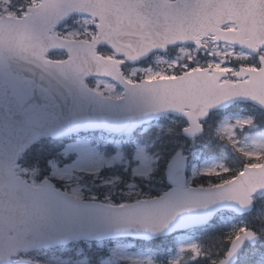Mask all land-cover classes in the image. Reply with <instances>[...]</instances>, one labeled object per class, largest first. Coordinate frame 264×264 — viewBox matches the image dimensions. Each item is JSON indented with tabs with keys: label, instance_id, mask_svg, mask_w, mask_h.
<instances>
[{
	"label": "water",
	"instance_id": "obj_1",
	"mask_svg": "<svg viewBox=\"0 0 264 264\" xmlns=\"http://www.w3.org/2000/svg\"><path fill=\"white\" fill-rule=\"evenodd\" d=\"M29 12L22 20H0V264H10L19 251L75 239L148 240L204 226L222 209L239 215L252 210V196L264 192V164L246 167L224 186L188 190L187 161L178 152L167 168V180L175 186L168 195L172 200L154 212L146 206L156 202L111 208L73 200L49 183L34 189L16 177L14 165L19 153L42 136L103 128L126 135L170 112L190 121L186 136H197L198 121L210 111L238 100L264 109V67L249 82L238 84L222 85L219 77L195 72L129 85L116 64L95 54L97 44H106L136 63L168 46L195 42L200 33L257 51L264 46V0H42ZM71 14L99 19L97 43H68L50 36ZM228 23L238 30L219 29ZM56 49H66L70 59L62 64L46 61L44 55ZM92 76L114 79L126 89V97H99L85 86V78ZM256 240L251 232L240 236L219 264H234L245 242Z\"/></svg>",
	"mask_w": 264,
	"mask_h": 264
},
{
	"label": "rangeland",
	"instance_id": "obj_2",
	"mask_svg": "<svg viewBox=\"0 0 264 264\" xmlns=\"http://www.w3.org/2000/svg\"><path fill=\"white\" fill-rule=\"evenodd\" d=\"M14 3L15 0H0V16L5 14L20 17L26 12L24 8L16 9ZM37 3L34 1L32 5ZM91 27L92 22L89 19L74 18L69 24L63 25L57 33L66 39L90 40L96 36V31ZM206 45L209 49L202 54L189 48H179L167 56H154L146 65L128 67L126 76L131 81L168 77L190 68V62L196 67L215 68H221L225 63L226 69L233 72L241 63L248 60L245 53L230 46L212 43ZM91 83L103 95L113 98L122 96V91L110 81L93 80ZM253 121L254 118L246 114H222L215 128L209 127L206 139L210 140L213 136L221 135L236 150L243 152L248 159L252 160L253 164H260V160L264 158V134L254 130ZM177 126L176 121L167 118L141 130V133L151 130V135L158 136L163 133L172 137L176 135ZM178 143L185 148L193 162L192 178L205 174H217L224 169L223 154L208 159L198 154L195 149L203 142L178 141ZM63 153V162H52L48 165L49 169L45 171L48 175L44 176L63 183L77 198L102 197L101 201L108 197L122 198L136 194L137 190L132 184L133 177L148 179L155 170L157 162V155L150 152L146 141L144 143L136 139L124 141L103 134L75 138L66 143ZM107 169L114 172H106ZM104 171L105 174H102ZM40 175L41 172L34 168L23 171V176L34 185H37ZM86 177L89 178L86 179ZM180 239V247L166 264H189V261H183V259L187 257L188 260H192L198 254V246L194 241L186 237ZM27 259L39 264H164L156 262L144 253L136 252L131 243L125 242L94 247L91 244L71 245L52 249L45 255L35 254Z\"/></svg>",
	"mask_w": 264,
	"mask_h": 264
},
{
	"label": "trees",
	"instance_id": "obj_3",
	"mask_svg": "<svg viewBox=\"0 0 264 264\" xmlns=\"http://www.w3.org/2000/svg\"><path fill=\"white\" fill-rule=\"evenodd\" d=\"M263 125V126H262ZM260 126L264 128V117H260ZM49 143V141L46 143ZM159 144V148L162 149L161 143ZM219 146H223L221 143H216L214 145H210L209 148L205 150V153L211 155L212 153L217 152V148ZM37 147L32 148L29 155L34 153ZM47 148V147H46ZM51 148V147H48ZM165 152L170 148V143H165L164 147ZM228 149V148H227ZM230 150V149H228ZM55 143L52 142V152H55ZM171 151V150H170ZM167 152V155L169 152ZM38 159V158H37ZM245 159L237 154L236 152H230V158L227 160L228 171L222 173L218 177L209 178V184L221 183L224 181L231 180L241 169V167L245 164ZM162 177L164 173V166L161 167ZM207 178H201L200 183H196V185H207ZM153 192V191H150ZM245 228H252L258 232L264 233V198L258 199L256 201V207L253 215L250 217L237 220L236 218H231L229 216H225L222 220L215 222L213 225L209 226L206 229L200 230L198 232L199 239L201 240L204 246V252L207 254H211L212 258L218 260L225 253L229 243L231 240L236 237L239 233H241ZM173 238H168L164 242H162L165 249H169L176 245V243L172 240ZM158 242H154V244L158 245ZM157 247V246H156ZM261 249L254 251V253H249L246 256H243L238 264H259L258 256ZM197 263L201 264H210L209 258H198L196 260Z\"/></svg>",
	"mask_w": 264,
	"mask_h": 264
},
{
	"label": "bare ground",
	"instance_id": "obj_4",
	"mask_svg": "<svg viewBox=\"0 0 264 264\" xmlns=\"http://www.w3.org/2000/svg\"><path fill=\"white\" fill-rule=\"evenodd\" d=\"M36 48H37V46H34V49H36ZM16 49L20 50L19 48H16Z\"/></svg>",
	"mask_w": 264,
	"mask_h": 264
}]
</instances>
